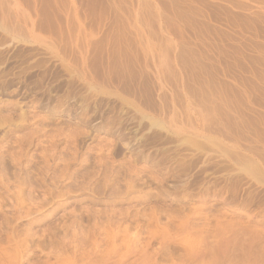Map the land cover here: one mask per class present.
Wrapping results in <instances>:
<instances>
[{
    "label": "rangeland",
    "instance_id": "obj_1",
    "mask_svg": "<svg viewBox=\"0 0 264 264\" xmlns=\"http://www.w3.org/2000/svg\"><path fill=\"white\" fill-rule=\"evenodd\" d=\"M0 264H264V0H0Z\"/></svg>",
    "mask_w": 264,
    "mask_h": 264
}]
</instances>
